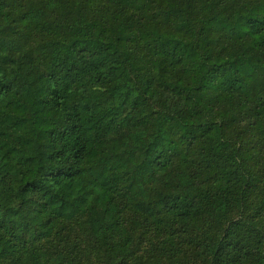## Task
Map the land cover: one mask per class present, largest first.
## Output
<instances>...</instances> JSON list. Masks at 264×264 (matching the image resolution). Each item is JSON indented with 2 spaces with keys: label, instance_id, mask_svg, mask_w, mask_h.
<instances>
[{
  "label": "trees",
  "instance_id": "obj_1",
  "mask_svg": "<svg viewBox=\"0 0 264 264\" xmlns=\"http://www.w3.org/2000/svg\"><path fill=\"white\" fill-rule=\"evenodd\" d=\"M0 264H264V0H0Z\"/></svg>",
  "mask_w": 264,
  "mask_h": 264
},
{
  "label": "rangeland",
  "instance_id": "obj_2",
  "mask_svg": "<svg viewBox=\"0 0 264 264\" xmlns=\"http://www.w3.org/2000/svg\"><path fill=\"white\" fill-rule=\"evenodd\" d=\"M253 203L251 204H246L242 210H236L232 213V216L234 217V219H236L237 217L240 216H250L253 213Z\"/></svg>",
  "mask_w": 264,
  "mask_h": 264
}]
</instances>
